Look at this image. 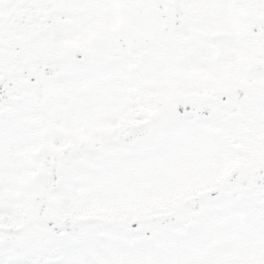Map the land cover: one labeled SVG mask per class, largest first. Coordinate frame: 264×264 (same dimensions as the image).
Segmentation results:
<instances>
[{"label":"snow or ice","instance_id":"6c2138e0","mask_svg":"<svg viewBox=\"0 0 264 264\" xmlns=\"http://www.w3.org/2000/svg\"><path fill=\"white\" fill-rule=\"evenodd\" d=\"M0 264H264V0H0Z\"/></svg>","mask_w":264,"mask_h":264}]
</instances>
